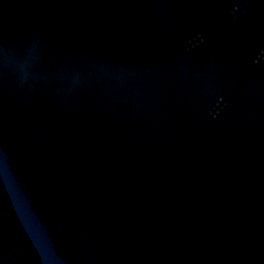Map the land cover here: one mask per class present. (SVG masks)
<instances>
[{
  "label": "water",
  "instance_id": "95a60500",
  "mask_svg": "<svg viewBox=\"0 0 264 264\" xmlns=\"http://www.w3.org/2000/svg\"><path fill=\"white\" fill-rule=\"evenodd\" d=\"M0 264H264V0H0Z\"/></svg>",
  "mask_w": 264,
  "mask_h": 264
}]
</instances>
